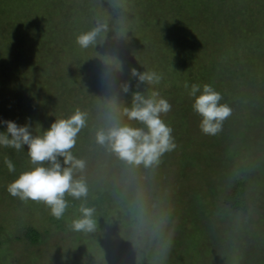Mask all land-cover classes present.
<instances>
[{"label": "rangeland", "instance_id": "rangeland-1", "mask_svg": "<svg viewBox=\"0 0 264 264\" xmlns=\"http://www.w3.org/2000/svg\"><path fill=\"white\" fill-rule=\"evenodd\" d=\"M98 24L96 44L81 48L76 37ZM132 68L162 80L137 86ZM193 83L213 86L232 110L214 136L199 127ZM150 87L172 105L162 119L176 148L129 165L95 134L113 104L122 113L131 92ZM77 108L87 126L72 151L85 161L77 178L96 231L68 227L81 200L66 196L58 220L11 196L7 186L33 165L27 145L0 146V264H264V0H0V121L41 135ZM236 191L243 208L230 203Z\"/></svg>", "mask_w": 264, "mask_h": 264}, {"label": "clouds", "instance_id": "clouds-1", "mask_svg": "<svg viewBox=\"0 0 264 264\" xmlns=\"http://www.w3.org/2000/svg\"><path fill=\"white\" fill-rule=\"evenodd\" d=\"M103 30L104 26L98 24L90 31L80 33L76 37V43L87 49L96 44L97 37ZM130 71L137 80V86H156L162 80V74L155 71L138 72L135 68ZM188 87L186 83L185 88ZM131 88L130 81L121 85V91L125 94ZM198 92L201 94L197 95ZM188 94L195 98L192 109L201 117V131L212 136L220 132L222 122L232 111L226 103H221L222 95L209 84H204L201 92V85L195 83L191 85ZM171 107L154 87H150L147 94L141 91L131 92V103L123 107L122 113L115 104L110 107L106 113L109 124L96 132V143L105 146L129 165L143 164L148 167L156 164L164 153L176 148L173 129L162 119ZM122 117L142 126L125 123ZM0 123L6 125V131L0 132V146L19 151L27 145V154L33 165L7 186V192L24 202H42L58 220L63 218L69 207L66 196L81 200L78 208L80 215L68 227L73 232L96 231V209L87 204L88 186L82 176L77 178V173H82L85 169V161L72 151L78 134L87 126V113L77 108L70 117L55 119L41 135H34L27 123L18 125L11 120ZM4 162L9 172L15 171L10 159L5 158Z\"/></svg>", "mask_w": 264, "mask_h": 264}, {"label": "trees", "instance_id": "trees-1", "mask_svg": "<svg viewBox=\"0 0 264 264\" xmlns=\"http://www.w3.org/2000/svg\"><path fill=\"white\" fill-rule=\"evenodd\" d=\"M238 189H241V188H238ZM236 194H238V196ZM230 197L232 199V202H230L231 205H234V206H236L238 208H243V207L246 206L247 202L245 203V200L244 201L243 200L242 201L238 200L239 193L237 191L235 192L234 195H231ZM23 235H24V237L26 239H28L31 243H33V242H36L38 240L40 234H39V232L36 229H34L33 227L28 226V227H26L24 229V234Z\"/></svg>", "mask_w": 264, "mask_h": 264}]
</instances>
